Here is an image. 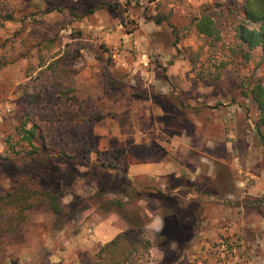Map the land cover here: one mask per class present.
<instances>
[{
  "label": "rangeland",
  "instance_id": "374dc122",
  "mask_svg": "<svg viewBox=\"0 0 264 264\" xmlns=\"http://www.w3.org/2000/svg\"><path fill=\"white\" fill-rule=\"evenodd\" d=\"M214 3L230 8H222L223 13L215 9V44L190 23ZM239 4L241 0H0V41H6L0 49V156L15 157L27 148L13 128L33 122L53 156H76L73 162L57 161L59 173L53 177L64 193L66 214L31 213L22 230L8 237L0 264H89L100 246L129 228L124 216L139 217L151 242L149 251H140L131 264L264 263L256 229L248 232L239 217L256 220V227L264 220V145L254 128L257 110L244 94L252 78L264 77V65L259 50L248 63L230 51L234 29L228 14ZM153 18L164 21L157 25ZM64 49L79 53L70 71V87L78 94L65 93L57 100L41 85L46 80L37 77V66ZM109 74L115 76L114 87L122 84L125 95L137 92L143 99L128 101L117 92L102 101ZM103 104L109 113L100 109ZM207 144L226 161L208 157ZM90 146L98 157L88 151ZM112 148L123 150L118 160L110 155ZM83 155L89 164L84 165ZM111 162L116 167H107ZM158 163L185 173H143V165ZM216 163L232 179L229 193L221 197L214 196L211 186ZM128 170L135 174L128 177ZM20 173L32 177L39 172L27 163L15 172L5 169L2 184L7 187ZM39 175L43 183L51 177ZM170 176L181 183L183 207L198 218L193 239L177 252L173 239L160 243L161 227L147 228L152 217L161 219L165 211L142 196L160 191L162 184L168 188L162 191L170 192ZM74 196L79 205L69 208ZM215 218L224 232L211 227Z\"/></svg>",
  "mask_w": 264,
  "mask_h": 264
},
{
  "label": "trees",
  "instance_id": "16d2710c",
  "mask_svg": "<svg viewBox=\"0 0 264 264\" xmlns=\"http://www.w3.org/2000/svg\"><path fill=\"white\" fill-rule=\"evenodd\" d=\"M226 5L218 3L206 5L200 16L194 17L191 20V28L199 36L215 44L219 40V33L214 22L215 9L219 8L222 12L221 9L223 8V12H225L230 9ZM100 6V3L99 5H95L87 11V14L94 13ZM108 8L113 13L117 11V7L115 6H108ZM51 11L60 12V9L52 8ZM228 15L234 29V44L230 48L231 53L241 63H248L254 52L259 50L260 65H264V0H241V4L229 11ZM4 20L11 21V17L4 16ZM153 21L155 24L160 25L164 20L153 18ZM5 43L6 41H0L1 50L6 47ZM67 47L68 45L65 48ZM78 57L79 53L73 54L68 49H64L59 50L49 60L41 59L37 66V77L41 76L46 80V83L43 81L41 85L43 83L47 85L49 97L61 100L65 93H72L74 96L78 94V92L70 87V77H72L70 71ZM112 75L109 74L107 78L108 84L102 87V101L104 99L107 100L111 94L117 92L128 101L143 99L142 94L137 92H131L129 96L125 95L126 86L122 84L117 86V88L114 87L112 81L115 79V76ZM120 77L119 81L121 82L123 76ZM246 88L247 92L244 94L254 104L258 113L254 121V128L260 142L264 145V77L252 78L247 83ZM34 97V101H37L38 96ZM177 99L175 96L173 101ZM74 100L76 101L77 97ZM100 109L109 113L107 105H101ZM13 130L15 135L20 137L21 142L26 143L27 148L15 157L0 156V253L3 252L8 237L14 236L22 230L31 213L38 210H46L49 214L55 216L66 214L67 206L62 202L64 193L61 191V188L54 184L53 177H56L59 173L57 161L73 162L76 159L75 154L63 153L59 156H53L41 134V128L34 122L29 126L27 123H19ZM7 139L10 140L11 135ZM89 150L95 153L97 157L99 156V151L94 146H90ZM109 151L110 155L117 160L123 154V150L118 148H112ZM82 157L84 165L89 164L87 156L83 155ZM24 163L36 168L39 172L38 175L31 177L28 174L20 173L5 187L2 184V172L5 169H13V172H15ZM215 165L216 175L214 183L211 185L215 189L214 196H225L229 193L228 189L232 179H230L229 172L223 164L216 163ZM107 167L114 168L116 166L111 162ZM39 174L51 175L48 183H43ZM169 179L171 180L170 192L155 190L152 193H142V196L149 201L157 203L159 208L165 211L161 218L163 224L159 240L162 243L163 241H171L173 239L177 252L186 248L188 243L193 239L197 230L196 222L198 218L193 211L185 210L183 207L184 202L179 196V189L181 187L179 179L173 176H170ZM77 199L74 196L69 208L79 205ZM117 206L121 208L122 205L117 202ZM125 217L128 219L129 228L116 235L103 246H100L89 264H131L135 256L140 257V251L142 253L149 251L151 242L143 235L141 229L144 227V223L142 220L139 217L136 219L129 216ZM137 228L140 230L136 231L135 229ZM177 259L175 255L174 260Z\"/></svg>",
  "mask_w": 264,
  "mask_h": 264
},
{
  "label": "crops",
  "instance_id": "0c3cea01",
  "mask_svg": "<svg viewBox=\"0 0 264 264\" xmlns=\"http://www.w3.org/2000/svg\"><path fill=\"white\" fill-rule=\"evenodd\" d=\"M205 150H206L207 156L212 158L213 160H217V161L219 160L220 162H225L226 161V158L220 153V150L218 148H216L214 151L209 150V145L207 144L205 146ZM201 162H204V160L201 159ZM200 167H201V164H200ZM178 168L179 167H176V166H174V167L167 166L166 167L165 164L158 163L156 165H151L149 167L148 166L144 167V165H143L142 166V169H143L142 171H144L143 172L144 174L145 173H147V174L151 173L150 175H153V176H160V175L164 176V175H168V174H173V175L177 176V175H181V174L185 173L184 171L182 172V171L178 170ZM212 170H213V168L211 167L210 170H208L209 171L208 174H210L212 172ZM201 171H202V169H201ZM131 174H135V173H131V171L128 170V174H127L128 177H131ZM160 187H161V191H162L163 188L166 189V190L168 189L166 187V184H162V186H160ZM239 217L240 218L242 217L241 219H242L243 222H245L246 229H247L248 232L253 230V229H256L254 234H255L256 240H258V243L260 245L259 249H260L261 254H262V259L264 260V220L262 219L260 222H258L259 226L256 227L255 226L256 225L255 224L256 220L254 222V220H250V218H247L245 215H241V214H240ZM217 221H219V220H217L215 218L213 220V222H212L215 225V227H213V226H211V227L215 228L218 233L224 232L225 230H222L221 228L217 227ZM154 224L156 225V227H158L157 231H159L160 227H162L163 223H162V219H160L158 215H155L154 217H152V219L148 223L147 228L151 227V225H154ZM258 227H260V228H258ZM257 228H258V231H257ZM228 233H230V231ZM240 237H242V236H240ZM238 238H239V236H238ZM234 261H236V260H234ZM233 264H246V263H242L240 261L239 262L237 261V262H234ZM261 264H264V263L261 262Z\"/></svg>",
  "mask_w": 264,
  "mask_h": 264
}]
</instances>
